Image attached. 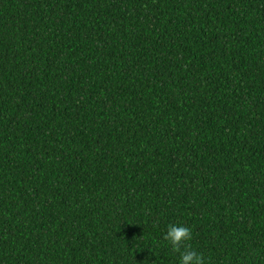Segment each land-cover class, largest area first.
Listing matches in <instances>:
<instances>
[{"label":"trees","instance_id":"obj_1","mask_svg":"<svg viewBox=\"0 0 264 264\" xmlns=\"http://www.w3.org/2000/svg\"><path fill=\"white\" fill-rule=\"evenodd\" d=\"M185 248L264 264V0H0V264Z\"/></svg>","mask_w":264,"mask_h":264},{"label":"clouds","instance_id":"obj_2","mask_svg":"<svg viewBox=\"0 0 264 264\" xmlns=\"http://www.w3.org/2000/svg\"><path fill=\"white\" fill-rule=\"evenodd\" d=\"M192 238L190 228L180 225H169L165 239L171 244L174 250H179L181 246ZM179 264H205L201 254L197 251L185 248L180 253Z\"/></svg>","mask_w":264,"mask_h":264}]
</instances>
